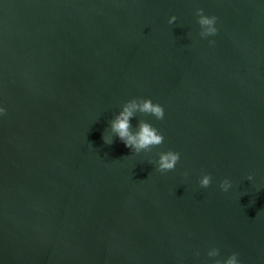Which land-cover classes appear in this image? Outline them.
Returning a JSON list of instances; mask_svg holds the SVG:
<instances>
[{
	"label": "water",
	"instance_id": "95a60500",
	"mask_svg": "<svg viewBox=\"0 0 264 264\" xmlns=\"http://www.w3.org/2000/svg\"><path fill=\"white\" fill-rule=\"evenodd\" d=\"M133 98L139 155L101 138ZM0 106V264H264V0H0Z\"/></svg>",
	"mask_w": 264,
	"mask_h": 264
},
{
	"label": "clouds",
	"instance_id": "9594fccd",
	"mask_svg": "<svg viewBox=\"0 0 264 264\" xmlns=\"http://www.w3.org/2000/svg\"><path fill=\"white\" fill-rule=\"evenodd\" d=\"M197 24L200 31L199 36L201 39L208 37H214L217 35L218 28L217 18L215 16H207L202 9H197ZM176 22V17L172 16L168 19L167 23L172 25ZM215 42L209 40V45H213ZM137 114L141 116H151L156 120H162L164 118V109L158 103H153L151 99L133 98L125 102L119 112L113 116L109 121V128L106 135H102V141L106 145L113 143V138L121 142L125 148L133 155H139L140 153L150 152L152 148L160 146L163 141V135L152 124L145 120H139L135 126L132 125L133 119ZM5 115V109L0 106V117ZM158 159L150 161L149 163L155 165V170L160 173L173 171L175 166L180 160V154L174 151L160 152L157 154ZM187 177L188 173H183ZM246 179L252 182L253 177L247 176ZM212 177L209 174H202L198 180V185L202 189H206L210 186ZM219 190L223 193L229 192L233 187L232 183L228 179L222 180L219 185ZM199 255V252L196 253ZM209 258H215L219 256V250L212 248L207 252ZM214 264H240L239 254L233 252L226 259H216Z\"/></svg>",
	"mask_w": 264,
	"mask_h": 264
}]
</instances>
